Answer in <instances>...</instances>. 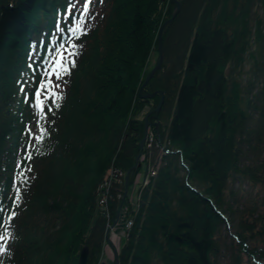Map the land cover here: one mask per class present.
<instances>
[{"label":"trees","instance_id":"obj_1","mask_svg":"<svg viewBox=\"0 0 264 264\" xmlns=\"http://www.w3.org/2000/svg\"><path fill=\"white\" fill-rule=\"evenodd\" d=\"M177 1L163 63L143 90L157 93L140 96ZM177 1L91 0L93 15L81 21L88 31L74 37L70 0H0V248L10 249L0 264H77L86 244L90 264H116L105 260L107 229L125 186L120 178L101 186L111 167L131 170V183L139 154L156 174L128 211L119 264H264V0ZM58 21L65 32L54 30ZM69 38L82 47L56 80L61 106L50 101L45 119L25 92L43 75L47 47ZM255 43L256 79L247 84L234 69ZM147 107L153 143L141 147ZM38 120L50 133L43 141L32 135Z\"/></svg>","mask_w":264,"mask_h":264},{"label":"snow or ice","instance_id":"obj_2","mask_svg":"<svg viewBox=\"0 0 264 264\" xmlns=\"http://www.w3.org/2000/svg\"><path fill=\"white\" fill-rule=\"evenodd\" d=\"M90 3L91 0H83V5L80 6L76 3V0H70L67 5V10L65 11V16L70 19L71 27L67 28L68 32H71L74 37H79L83 35L88 29L85 27L81 21L87 19L89 16L93 15L90 12ZM74 9L79 10V17L73 18ZM55 31H59L61 33L65 32V28L60 27V22H57V25L54 29ZM35 43V42H34ZM54 47H47L48 55L42 57L40 59L41 63H46V68L44 69L43 75L41 79L36 84L33 92H25V100H30L32 102L33 107L38 111L39 115L43 118H47V112L45 108L47 106L48 109H51L52 103H55V107L59 108L61 106L60 102L64 96V93L58 91L59 85L56 83V80H63V77L71 72V68L76 65V56L79 54L78 49L82 47V45L75 42V40L69 38L63 42L53 41ZM33 51H36L34 48ZM36 66L33 65V72L35 73ZM55 77L56 79H53ZM32 79L35 81V75L32 76ZM26 85L21 84V91H25ZM34 97V99H33ZM39 126L38 133H32V129L29 128L28 131L32 133V135L40 139L44 140L45 135H50L48 129L43 126V122L41 120L37 121ZM28 158L31 159V155H28ZM19 191V189H17ZM20 197L17 196L13 201V207L15 203L19 201ZM7 212V206L5 203L0 200V213ZM15 211H12L8 214V220L11 221V217L15 216ZM4 232L8 234V239H12L11 232L7 226L4 228ZM5 236L3 233H0V240H4ZM10 251L7 249L6 245L3 248H0V251Z\"/></svg>","mask_w":264,"mask_h":264},{"label":"rangeland","instance_id":"obj_3","mask_svg":"<svg viewBox=\"0 0 264 264\" xmlns=\"http://www.w3.org/2000/svg\"><path fill=\"white\" fill-rule=\"evenodd\" d=\"M258 11L261 15H264V9L258 8ZM259 54H260V49H259L258 45L255 43V44H253L251 49L248 52H246L245 59L242 62V64L235 67L234 73L237 75L238 78H240V80L242 82H245L247 84L255 82L256 78H254V77H255V72H256V59L260 57ZM153 56L154 57H153L152 66L154 67L156 65L155 62L157 61L156 52L153 53ZM156 108H154V110ZM148 109H149V107L145 108V110L141 113V116L145 115V117L146 116L149 117V115H146V113L149 111ZM255 117H256V121H255L256 124H253V127H255V130H257L260 127V125L258 124V115H255ZM149 119L151 120L152 117L150 116ZM153 132H154L153 129L152 130L150 129V131H148L146 129L145 137L147 135L153 134ZM256 139L257 138L253 134V139L251 141V143H253V145L256 144ZM152 143L153 142H151L150 140L145 138L143 147L145 146V144H146V146L150 147L152 145ZM254 154H255L254 147L250 145L249 150L247 152V155L250 157H253ZM138 156H140L139 162L141 163V165H138V166L142 167V168L137 173L136 177L131 181L130 188H129V190H127V193H125L126 195L124 194L125 198L123 196L124 201H122L121 208L119 209L121 211L118 212V214L120 213V216L114 222V227L110 230V233H111L110 236L112 237L113 243L109 242V245H106V252H105L106 254L108 253V256H105V260H108L109 262L113 261L115 258L114 257L115 256V248L117 247L118 249H120L122 247L124 241H125V236H126V231H127L126 222L128 219L129 209L138 208V206H139L138 192H139L140 185H141L142 181L144 180V174L146 175L147 173H146V169H145L146 165L144 164V161L142 162V160L145 159L146 156L145 155L141 156V154H139ZM138 156H137V158H138ZM137 158H136V162H137ZM114 170H115L114 167H111L110 169H108V172H106V176L109 174V177H110L114 173ZM118 170H119V173L115 177L118 176L121 179L120 182H121V184H123L125 186V190H126L125 175L127 174V171H125V170L122 171L121 169H118ZM107 187L109 188V185H107ZM109 223H110V221H109ZM107 230L109 231V227Z\"/></svg>","mask_w":264,"mask_h":264},{"label":"water","instance_id":"obj_4","mask_svg":"<svg viewBox=\"0 0 264 264\" xmlns=\"http://www.w3.org/2000/svg\"><path fill=\"white\" fill-rule=\"evenodd\" d=\"M177 1V0H175ZM178 3V8L175 10L174 12V15H172V17H170L164 24L163 26H161L160 30H159V35H158V49H159V60L158 62L156 63V65L150 70V72L148 73L143 85L141 86V89H140V95L143 96V97H153L157 91H154V92H150V93H144L143 92V89H144V86L150 81V79L153 77V75L156 73V71L161 67L162 63H163V54H164V50H163V40H162V37H163V29H164V26L172 21L177 12L179 11L180 9V3L179 1H177ZM161 94H162V98L157 106V108L155 109L156 112H160L161 108H162V105L164 103V100H165V93L164 91H161ZM158 117V114H156V118ZM146 119V129L148 128L149 126V117L146 116L145 117ZM159 125V121L156 122V126ZM146 137H144L142 139V141L140 142V145L141 147H143L144 145V140H145ZM139 157L137 158V162L136 164H134L133 168L136 169L138 165H141V163L139 162ZM130 173H131V170L128 171V174H127V177H126V190H125V193H127V190L129 188V183H130ZM126 195V194H125ZM125 198V196H124ZM124 201V200H123ZM90 258H91V253H90V248L89 246L86 244L83 246L82 248V251H81V254H80V258H79V261L77 264H90ZM116 264H119V258H118V255L116 256Z\"/></svg>","mask_w":264,"mask_h":264},{"label":"built area","instance_id":"obj_5","mask_svg":"<svg viewBox=\"0 0 264 264\" xmlns=\"http://www.w3.org/2000/svg\"><path fill=\"white\" fill-rule=\"evenodd\" d=\"M152 139L153 138L151 136V141H152ZM114 173L110 177H109V174L106 176L105 181L103 182V185L101 186V188H103V191H105L104 189L107 188V185H110L111 180H120L118 176L115 177L116 175H118L119 170L118 169H115L114 170ZM107 201H108L107 194L106 193H103V195L101 196L100 202H101V204L105 205V204H107ZM132 224H133V221L132 220H129L128 223H127V226L128 227H131Z\"/></svg>","mask_w":264,"mask_h":264},{"label":"bare ground","instance_id":"obj_6","mask_svg":"<svg viewBox=\"0 0 264 264\" xmlns=\"http://www.w3.org/2000/svg\"><path fill=\"white\" fill-rule=\"evenodd\" d=\"M146 138H147L148 140L151 141V138H150L149 135H147ZM143 161H144V159L142 160V162H143ZM142 164H143V163H142ZM144 164L146 165V167H145V169H146V173H148L150 176L156 174V170L151 166L150 163H148V162H144ZM108 227H109V231H110V228H111V224H110V223L108 224Z\"/></svg>","mask_w":264,"mask_h":264}]
</instances>
